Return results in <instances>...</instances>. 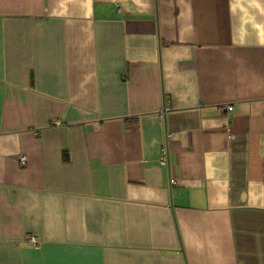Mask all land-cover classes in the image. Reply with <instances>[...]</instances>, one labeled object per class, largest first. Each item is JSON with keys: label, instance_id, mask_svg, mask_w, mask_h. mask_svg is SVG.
<instances>
[{"label": "crops", "instance_id": "obj_1", "mask_svg": "<svg viewBox=\"0 0 264 264\" xmlns=\"http://www.w3.org/2000/svg\"><path fill=\"white\" fill-rule=\"evenodd\" d=\"M0 264H264V0H0Z\"/></svg>", "mask_w": 264, "mask_h": 264}, {"label": "built area", "instance_id": "obj_2", "mask_svg": "<svg viewBox=\"0 0 264 264\" xmlns=\"http://www.w3.org/2000/svg\"><path fill=\"white\" fill-rule=\"evenodd\" d=\"M226 109L229 110V111L232 110V105L231 104L227 105ZM167 135L170 136L169 133ZM166 152H167L166 148L163 147L161 149V153H160V157H159V163L160 164H165V162H166ZM19 160H20L21 163H24L25 162V157L21 156L19 158ZM174 181H175L174 179L171 180L172 183H174ZM31 238H32L33 242L35 243L36 242V238L34 236H32Z\"/></svg>", "mask_w": 264, "mask_h": 264}]
</instances>
